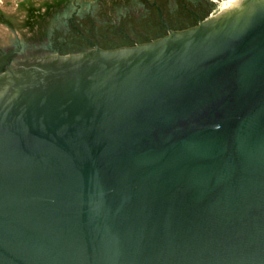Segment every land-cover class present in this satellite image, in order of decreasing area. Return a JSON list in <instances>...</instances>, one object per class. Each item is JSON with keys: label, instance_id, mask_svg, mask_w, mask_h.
Here are the masks:
<instances>
[{"label": "water", "instance_id": "1", "mask_svg": "<svg viewBox=\"0 0 264 264\" xmlns=\"http://www.w3.org/2000/svg\"><path fill=\"white\" fill-rule=\"evenodd\" d=\"M0 264H264V0L0 74Z\"/></svg>", "mask_w": 264, "mask_h": 264}, {"label": "rangeland", "instance_id": "2", "mask_svg": "<svg viewBox=\"0 0 264 264\" xmlns=\"http://www.w3.org/2000/svg\"><path fill=\"white\" fill-rule=\"evenodd\" d=\"M95 1L97 0H0V74L6 72L8 68H12L13 62L17 60L42 54L52 55V51L45 48L46 46L56 49L65 47L76 49L78 46L79 49L86 48L84 50L86 51L98 45L102 49L108 50V47L116 46L118 42L123 44L125 40L119 34L122 30L133 34L142 32L146 25L149 27L160 26L156 19L152 22L138 19L119 20L118 17L114 18L112 23L104 25L102 23L103 10L100 8H93L90 12L92 21H87L83 16L89 14L88 5ZM111 1L113 0H108L109 3ZM151 3L160 5L163 9L161 20L169 21L172 24L180 22L179 26L183 25L184 28L187 27L184 22L188 18V10L201 14L204 12L203 6L209 9L212 5L213 9L208 14H204L203 19L206 20L214 16L216 12L222 11L227 5L226 0H151ZM196 4H198L197 8ZM178 5H180V9H178ZM155 13L157 16L159 15L157 10ZM96 28L102 33L106 30V38L110 37V39L104 40V37L99 34L100 31L97 32V36H93L91 32L94 29L96 31ZM170 29L181 31L176 30L175 27ZM77 30L86 35L87 41L77 34ZM167 33L169 34V29ZM137 44L141 43L136 42L133 46ZM86 45L88 46L86 47Z\"/></svg>", "mask_w": 264, "mask_h": 264}, {"label": "trees", "instance_id": "3", "mask_svg": "<svg viewBox=\"0 0 264 264\" xmlns=\"http://www.w3.org/2000/svg\"><path fill=\"white\" fill-rule=\"evenodd\" d=\"M88 6H89V11H88L89 14H87L86 16H83V18L86 19L87 21H92V15H90V12L93 10V8H100L103 10L102 23L104 25L109 24L110 22L112 23V21H114V18H116V17H118L119 20L138 19L141 21H145V20L152 21V20L156 19L160 25L159 27H149L146 25V27L143 29L142 32L133 33L134 35L131 33H126V32H124V30H122V31H120L119 34H120V36H122V39L125 40L123 42V44H120L118 42V45L110 46V47H108L109 48L108 50L118 49L121 47H127L128 45H129L128 47H131L136 42L141 43V44L150 43L153 40L167 36V34H168L167 32H168L169 28L161 25L162 14L159 12L156 5L151 3V0H113L110 3L108 2V0H105V1L104 0H97L93 3H90V5H88ZM197 6H198V4H196V8H197ZM76 7H77V5H76ZM203 7H206V6H203ZM159 8L161 9L160 5H159ZM178 9H180V5H178ZM212 9H213L212 5H210L209 9H208V7H207V9L204 8V12L201 13L202 17H204V14H208V12L211 11ZM81 10H82V7H81ZM156 10L159 13L158 16L155 13ZM188 11H189L187 13L188 18L184 22L185 23L184 25H186L187 27L184 28V27H182L183 25L179 26L180 22L179 23L177 22L176 27H175V28H177L176 30H185L187 28H190V27L197 25L196 15L194 14L193 11H190V10H188ZM77 12H79V11H77ZM152 17H153V19H152ZM98 19H100V18H98ZM69 23H72V22H69ZM74 29H76V28H74ZM98 31H100L99 34H101L104 37V40L110 39V37L106 38V30H104V32L102 33L101 30H98V28H96V31L94 29L91 32V34L93 36H97ZM131 32H133V31H131ZM77 34H79L81 36V38H83V40H86L85 34H82L78 30H77ZM110 41H112V40H110ZM87 46L88 45H86V47ZM45 48L50 49L52 51L51 53H53V54L59 53L61 55H68V54H72V53L77 54V53L83 52L86 49V48L85 49H79L78 46L76 49H68L66 47L64 49L63 48L56 49L52 46L50 48L48 46H46Z\"/></svg>", "mask_w": 264, "mask_h": 264}, {"label": "flooded vegetation", "instance_id": "4", "mask_svg": "<svg viewBox=\"0 0 264 264\" xmlns=\"http://www.w3.org/2000/svg\"><path fill=\"white\" fill-rule=\"evenodd\" d=\"M226 2H227V0H226ZM156 7L158 8V10H159V12L160 13H163V9L161 8H159V6H157L156 5ZM226 7V6H225ZM225 7L223 8V9H225ZM205 8V7H204ZM194 14L196 15V18H197V23H200L201 21H203L204 19H203V17H202V14H200L199 12H194ZM216 14H219V11L218 12H216L215 14H214V16L216 15ZM161 25L162 26H165V27H167V28H171V27H176V23H170L169 21H163V20H161Z\"/></svg>", "mask_w": 264, "mask_h": 264}, {"label": "bare ground", "instance_id": "5", "mask_svg": "<svg viewBox=\"0 0 264 264\" xmlns=\"http://www.w3.org/2000/svg\"><path fill=\"white\" fill-rule=\"evenodd\" d=\"M241 1H242V0H227V5H226L225 9H223V10L220 11L219 13H221V12H223V11H226V10H228V9H230V8H232V7L236 6V5H238ZM213 28H216V26L213 27Z\"/></svg>", "mask_w": 264, "mask_h": 264}]
</instances>
